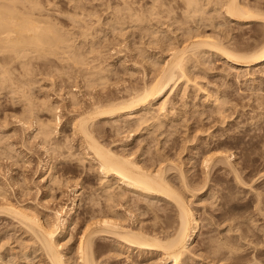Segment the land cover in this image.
<instances>
[{"label": "rangeland", "instance_id": "rangeland-1", "mask_svg": "<svg viewBox=\"0 0 264 264\" xmlns=\"http://www.w3.org/2000/svg\"><path fill=\"white\" fill-rule=\"evenodd\" d=\"M20 1L26 3L25 5L23 3V5L27 6L28 9H25L26 7L24 9L35 13V15L37 16V17L35 16L36 18H40V19L43 18L41 20H45V21L47 20V23L48 22H50V24L52 23V26L53 27L55 26L56 29L60 31L62 35L66 34L67 35V36L65 35V37H67L66 39L68 40L70 39L69 41L73 43V44H69V41L66 40L68 41L67 44L70 45L73 48V50L75 49L74 51L76 52L78 51L77 54H79L83 48H84L82 50L83 52L89 50V53L84 52V55L82 56V59L84 61L83 57H85L86 54H88L89 56L87 55L86 57L89 60L85 57V60L87 59L88 61L82 62L81 67H79L80 64H78L79 66L78 65L75 66L76 64L73 62V64H75L73 65L71 59L70 61H67L70 56L68 55V53L64 54V55L67 54L68 57L67 59V57L64 56L62 53L60 55H57L59 56L58 58L57 56L56 57L52 55L50 56V54L42 58L39 56L40 57L39 58L37 57L38 54L36 52H35L36 54L32 52V55L34 54V56H32L31 54L29 56V60H31L30 61L31 63L29 62L30 65L28 63H25V65L28 64V66L23 67L24 66L23 63L20 66L21 63L18 62L17 60L11 61L10 56H12V54L8 55L6 53L7 54L6 56L0 54V56L2 57L4 56L3 58L0 57V59H5L2 61L0 60V62L2 63L4 69L5 68L8 69L7 70L9 71L8 78H10V80L12 79L10 82L9 79L3 77V80L5 81L8 80L6 83H4V81L1 80L2 76H4L3 74L1 75V73L3 72H0L1 75L0 77V89H1L0 90V143H1L0 144V187L4 188L3 190H6L5 193L12 202L17 204L20 203V205L29 208L31 212L34 211L35 214L38 213L37 215H39V218H41L42 221L45 220L46 222L47 219L45 218L50 217L48 218V221L49 222L52 221L50 223L55 224L54 221L55 214L53 215V213L56 212L57 210L58 211L60 210L61 212L60 214L63 215V216L61 215L62 218H68V220L74 222V224L70 225L68 229L69 232H67L66 234H61V237L59 236V240L61 241L62 249L65 247L63 249V254L66 256V260L70 261V262L67 261L68 262L67 264H76L75 263L77 262L76 256L75 254H73L75 253L73 250H75L77 246V242H76L78 241L77 230H80L81 228H82L81 230H83V228L86 227L85 222L89 221L91 218L92 219L90 221V225H94L95 223L99 222V217H101L102 212L106 211L109 208L107 207L108 202L106 203L105 199L103 198L106 197L103 191L101 189H99V191L97 190L98 188H100L99 185H101L99 184L101 182V180H99L101 176L98 173L96 174V172L93 169H90L89 166H91V164L89 162L86 163L87 162L86 160L79 161V159L83 160L84 154L86 152L85 151L86 145H83L84 142L82 141L81 136H78L79 134L73 132L72 124L80 117L86 116L85 115L86 112L88 113V111L91 110L90 114L93 113L94 112L93 110L95 109L93 108V106L95 104L96 107L99 105L98 106L99 109L101 108L105 109V106L108 103L114 104L116 101L119 100L120 102H122L123 100L125 101L127 98H129V100L130 98L132 99L134 97L133 95H135L136 89H137L136 93L142 91V88L144 87V82L146 81L145 84L148 83L150 84V81L152 82V79L154 78L153 76L157 72L156 69L159 70L160 67L158 66L160 65H158L156 69L151 70L148 69L150 68L151 64L148 65L146 63L147 66H145L146 64L144 65L143 64L144 61H142L141 59L146 58V56L149 55L150 56L152 55L153 59L155 55L156 58V54L159 52L158 51L159 47L158 45H156V47L158 48H155V43L162 40L159 38H163L166 41V38L168 39V34L169 36L173 35L172 37H175V35L184 36V33L189 32L190 25L193 26V24L192 22L186 23L187 21L182 20L185 21V23H183L184 25H180L182 23L181 21L180 22L178 21L176 22L178 25L174 24L175 26H173V24L171 23L172 18L171 19L169 18L168 21L167 18L168 15H170L171 12H173L172 10H174L173 8L171 10L170 7H168L170 5V2L172 1L171 4L173 5L175 4L173 7H175L176 9L178 7V9L182 11L180 5H182L184 0L182 1L163 0L164 2H162V0H160V2L156 1L157 3L160 4L161 2L165 3V6L163 7L164 9L163 8L162 10L160 9V11H163L162 17L164 18V20L162 18L161 20L162 22L165 21L164 22L165 24L163 26L161 20L160 22H158V24L152 23V25H154L155 31H153V27H152L150 30V34L148 33L146 34L145 30H144L145 33L142 31L144 25H142V23L140 25L139 23L141 22L140 20L142 19V17L140 16L141 19L137 18L136 20L137 17L136 15H138L137 13L141 11L139 10L140 8L142 9V16H143L144 15L143 8L145 9V11H148L147 9L150 8L148 5L149 4L152 5L151 3H153L155 0L154 1L152 0L153 2L151 0H81V1L79 0V2L81 3H78V0H72V2L71 0H20ZM148 1L149 3L145 5ZM174 1L175 3H173ZM176 1L179 6L176 4ZM247 1H250V3L252 4L263 3L264 5V0H247ZM31 3L33 5L35 3L37 9L34 6L33 10L32 7L29 10V6L32 5ZM138 5L141 6L139 7ZM80 6L83 8H81ZM128 6L129 7L131 6L130 7L131 11L133 9L134 12L133 11L127 12ZM77 7L78 8L80 7L81 9L79 8V10H76ZM136 8H138L139 11L136 10ZM22 9L23 8H21L20 12L23 13L25 10L23 9L24 10L23 11ZM169 9L171 10V12ZM178 9L177 11L175 10V13L173 12L170 15V17L172 16V17L181 18V11ZM81 10L84 13L81 12ZM123 10H125V13L123 12ZM168 10L170 14L167 15L166 13H168ZM127 13L128 15L130 13V15L124 16V14ZM148 13L149 11L146 14ZM176 13L178 14L177 16H175ZM179 13H180V17H179ZM132 14L136 17H133ZM120 15H123L122 16L123 20L121 19L122 21L121 23L120 21L116 22L117 21L116 18L118 17L122 18ZM164 16L167 18L168 22L165 20ZM133 18L135 19V23H133L134 21ZM219 19L220 18H218V21L220 23L219 25H221V23L224 24L223 26L221 25L220 28L218 25L219 29L217 27L211 28L209 26L211 29L207 27L206 29L204 28L203 30L205 33H207L206 35L210 33L209 34L210 36L213 35L215 32L217 33L218 31H220L218 32V38L221 39L222 36V39L224 41L225 38L226 39L229 38L228 41L232 40L231 41L232 45L233 43L235 44L233 45L234 49L237 48L235 49L237 50L236 53L238 54L255 53L264 44V34H262L261 31L262 24L255 23L252 24L254 25L252 27L250 26L251 24L238 25L235 22H231L226 25L225 23L227 22L225 20H222V18L220 20ZM152 21L157 22L155 17L153 18V16H152ZM82 22L86 24L85 27L84 24H82ZM129 22L133 23L134 25L130 24ZM169 22L171 23L172 26L169 24ZM116 23L118 24L116 25ZM159 23L162 25H160ZM167 24L171 26L170 28L171 30L176 29L174 34L169 29L168 27L169 25ZM186 24L189 25L187 26ZM121 26L123 29H125L123 32L121 30L122 29ZM129 26L130 27L133 26V27L130 28ZM135 26L137 27L135 28ZM166 26L167 29L166 28L164 29V27ZM178 26L179 27L182 26L183 28L181 29L180 27L179 28L180 30L177 31L178 28L176 27ZM186 26L187 29L189 30L186 29ZM118 27L120 28V30H118ZM80 28L81 31L79 30ZM158 29L159 30L161 29L162 31L161 30L158 31ZM212 29H214L215 31ZM220 29L223 31H221ZM140 30L143 33L140 32ZM152 31L155 33V35L154 33L153 35L157 38L156 40H154L155 39L154 38L153 42L151 40L152 38L150 39V36L151 37L153 36ZM156 31L158 33L160 32V35L162 37L160 35L159 36L157 35L159 37L158 38L156 36L157 34ZM165 31H166V35H164ZM169 31H171L172 35H170L171 33ZM216 33L214 34L215 36L214 35L213 36L217 38ZM90 35L92 36L91 38ZM144 35L146 36L144 37ZM147 35H149L151 48H149V45L148 47L146 45V42L148 41V38H146ZM142 36L145 39L142 38ZM142 41H146L145 43L143 42L144 45L142 44ZM93 44L94 47L95 45L96 47H98V48L96 47L94 48L96 51L94 49L92 50ZM134 45H136V47H134ZM142 47H144L145 50ZM138 48L139 50L142 49V51L141 50L140 51L144 53V55L145 52L148 51L149 53L146 52L148 53V55H145L144 57V55H142L140 51L137 52L136 49ZM94 53L97 54L95 55ZM209 53L213 56H211ZM139 55L143 57L142 58L138 57ZM133 56L135 57L137 56L136 58L138 59H136ZM206 56L208 57L204 56L202 57V59L201 58L199 59L201 62L204 61V63L202 64L203 67L195 63L197 66L198 65L200 66V67L198 66L199 69L194 64L193 66H195V68L197 67L195 70L196 72L193 70L195 69L193 67L191 68V73L189 74H191L190 76L193 79V81L194 82L196 81L195 83H198L199 81L202 82V83L199 82L198 84H200L201 86L203 85L205 86L204 88L207 89L206 93L208 92L212 95L211 98L212 101L206 102L208 104L207 105L206 103H204L205 101H207L206 97H204L203 95H200L199 97L197 96L195 97L194 93H192L194 100L191 99L193 103L191 102V104L187 106L188 109L186 107H185L186 109L184 107L182 109V102L181 101H180L181 103L178 102L179 110H183V112L185 111L184 113L188 114V113H192V111L195 112L198 110V112H196L198 115L194 113L193 116L195 117L190 121H188V123L179 122L180 124L174 125L173 128L170 127L169 123H166V125H164L162 129L163 131H165L163 135H159L160 131L162 130L158 132L155 131L153 135H152L153 132L151 133L148 132L143 134V131L142 129H140L139 126H134L137 123L136 122L134 123L132 121V118H128L127 116L122 115L121 117L117 116V118L114 117L111 119L110 118H107L105 120L102 119L98 121L99 123L97 122V124H92L91 129L93 131L94 128L93 133L96 137L94 138L97 139L98 142L101 143V145H104L105 148L108 147L111 150H113V152L114 151L118 152L117 154L120 153L123 154L122 152H125V154L127 153L126 155L132 156V159H135L138 162L140 161L139 162L140 165L143 164L145 166V164H147L149 166L151 162L153 163V161H156L158 162L157 164H159L162 167L161 163L163 162L162 168H164L165 166L166 170H168L167 173L165 171L166 177L168 176V179L172 181L170 182L169 180L170 183H174L173 185L179 191V192L177 191L178 194H180V192L182 193L180 194V196L184 197L183 199H185V202L193 210V212L195 213V217L198 221L197 236L192 241L189 254L187 253L186 255L187 257H185L186 260L184 259L182 264H193L192 263L193 260L195 264H264V74L261 73L262 74L261 76V74H259L260 72L258 68L248 69L249 71L248 74L250 75H247L246 72L248 71H246V69L245 70L243 69L244 72L242 73H241L242 69L236 71V72L240 71L239 73H236L233 69H231L233 71L230 70V66L226 64L224 59L219 58L215 54H212V52H208ZM94 57L95 59H93ZM132 57L134 58V60L132 59ZM62 58H64V61H62L63 60ZM139 59L143 62V63L141 62V65L140 62L137 63L138 61H140ZM93 60H95L96 63ZM10 61L12 64L10 63ZM90 61H92L93 63L92 62L89 63ZM134 61L135 62L137 61L136 62L137 64L134 63ZM6 63H9V65ZM83 64L84 65L87 64V65L82 66ZM2 66L0 64L1 70L3 68ZM95 66L97 68L99 66L98 69H101L103 73H101L98 69L97 70L99 71V74L96 75V73L95 74L94 72L92 73V71L95 70ZM4 69L2 71H4ZM26 69H28V71ZM106 70L108 71L111 70V71L108 72ZM153 71H155L154 74ZM192 71H194L195 74L192 73ZM201 71H203V74L201 73ZM146 72L147 74L144 75V73ZM197 73L199 74L201 73V76L198 74L199 75L198 78H196ZM244 73L246 74L244 75ZM102 74L107 76L106 79L104 80L105 82L103 81L105 84L103 82L101 84L100 83L98 84V82L100 80H103L104 79L103 77H105V76L101 77L100 75ZM237 74H239V76ZM89 75H93V77L95 76L94 78L92 76L89 77L90 80L93 78L90 81V83L94 80L95 82L96 81L98 82L96 83L92 82L91 86H89L88 85L90 84L88 80L89 78L87 77ZM143 75L145 77L147 75L148 76L144 78ZM194 75L196 77L193 78L192 76ZM99 78L101 79L98 80ZM195 79H197L198 81ZM26 82H29L30 84ZM8 84L9 86H7ZM181 86L182 87L180 89L177 87L174 89L175 90L174 92L179 90L178 91L179 93L176 92V94L178 93L176 97V99L178 100H181L182 94L180 95V93H182L181 89H183L185 84L184 85L182 84ZM12 87L14 89H12ZM23 89H26L28 93ZM189 89L191 88L189 87ZM16 90L17 91L20 90L21 92H24L26 95L28 94L27 100L25 102L23 101L25 100V98L22 99L24 93L18 91L19 92L18 95ZM9 91L10 92L13 91V92L10 93ZM29 91H31V95ZM130 94L132 96H130ZM29 95L31 96V98L29 97ZM72 95H75V97L77 98V103L78 101H80L79 102L80 104L78 103L77 106L72 107L70 105V103L72 104V100L70 99H72V97L75 99V97ZM172 96L174 95L171 94L170 97ZM28 98L32 100V102L30 103H33L34 105L35 104L38 105V107L37 105L36 107L34 106V110L35 112L38 111L37 116H39L40 121L43 120L44 122H47L49 120H52L53 116L55 118L54 124H55V129L57 128L55 130L56 132L54 131L55 134L54 135L52 134V136L50 137L52 139L51 140L48 139V142H46V145L44 146L41 136L40 137L36 136L38 133L37 128L39 126L37 125L39 120L37 117L34 116L37 119H35L34 117L30 119L32 125L30 123L28 124L26 123L27 126L26 124L24 126H22V124L20 125L21 123L20 120L28 116V112L25 111L28 110V108L23 107V104L25 106L27 101L28 102L31 101ZM216 98L218 99L217 101L218 104H215L214 102ZM178 100H176V102ZM199 100L203 101V103ZM42 102L43 104L44 103L48 104V107L49 106L53 107L54 105L56 107V110L53 109L54 114L53 113L50 114L51 112L46 110V108H48L47 105L46 106L42 105L43 107L44 106L46 107L44 110V108L41 106ZM211 104H213L212 105L213 107H211ZM102 105L103 107H101ZM171 105L172 104L168 105L169 109L170 107H172ZM200 106L202 107V109ZM39 107L40 108L42 107L41 109H43V111ZM206 107L207 108L210 107V108L207 109ZM57 108L59 109L57 110ZM191 108L192 109L194 108V110H192ZM176 109L178 111L177 105L175 106V111ZM40 111L42 113L39 114ZM44 111L47 112L49 115L46 114ZM200 111L201 112L205 111V112L201 114L199 113ZM22 112L24 114H22ZM136 114L139 115L140 111H136L135 113H133V116H137ZM87 115H89V113ZM123 116L124 118H122ZM19 117H21V119ZM126 117L129 120L126 119L128 122L125 121L124 123L123 120H125ZM118 118H119L118 123L113 122L115 124L117 123L116 125L111 123L112 121H117L116 119ZM57 119H59L58 123H56ZM133 120L135 121V119ZM35 121L37 122V124ZM109 121L110 123H108ZM202 122L206 124L207 127L206 126L202 127L201 126ZM111 124L114 126H112ZM130 124H132L134 128L136 127V129L135 130L132 129L131 128L132 126L130 127ZM185 124H188V127L190 128H186ZM167 129H169V131H171L172 134L169 135ZM129 133H131V135ZM210 135L215 137L218 136L217 137L218 141L220 139L226 141L222 144L221 148L219 149V152L225 151L224 152L225 155L227 153L228 156H231L230 157L231 159H229L230 163L229 162H224V163H229V165L231 164L233 166L231 165L228 166L227 164L225 165L222 162L220 164L219 163L218 164L213 163V165L211 164L213 167L210 165L211 167H209V170H207V168H204L205 165L204 163H202L203 162L202 158L206 154H208L206 153L208 149L207 147L213 146L216 143L215 140H212L215 139V137L210 139ZM156 137L158 139H161L162 141L161 144L157 143V141L155 140ZM166 139L168 140L167 142H165ZM65 144L66 145L69 144V145L66 146ZM8 149L11 152H9ZM55 151H57V153ZM214 152L212 150L211 154ZM70 154L71 155L74 154V156L73 155L71 156ZM61 155L63 156L61 157ZM83 162L84 164H82ZM86 168L88 170L90 169L91 171L89 170L88 172ZM50 171H52L53 173ZM49 173L50 175L55 174L57 178H59L58 176H61L60 177L61 180L62 177L64 179L62 181L64 184L63 186L65 187L62 186L63 189L61 188L62 190V191L60 190L61 193L60 191H55L53 193L54 198H57L56 200L58 204L61 206V208H59L60 206H56L55 203L52 204V201H49L50 198L46 197L47 188L45 187L48 184L46 181L50 180ZM181 173H183L184 175L185 179L183 180L184 181L186 180L185 184H188V188L185 186V184L181 179L183 178L182 177L183 175L181 176ZM46 177L47 179H45ZM23 180L26 181L27 184ZM65 182H68V184ZM77 185L78 186L80 185V187H82L81 189L83 190L77 189L79 188ZM76 189L79 192L84 191L81 192L82 195H80V197L79 196L76 197L77 196ZM116 191L117 190H114V192ZM122 193L123 194L125 193L126 196L124 195L125 196L124 197ZM122 193H121L122 196L120 195L122 198L118 196L120 199L116 197L115 198L116 200L113 199L111 202H109V204L111 203L110 205L112 207L106 211L105 213L106 215L103 212L105 216H107L108 218L109 217L113 218V220H116L118 216H122L123 218L121 217L119 219L118 217L117 221L120 223L124 222V224L122 225L124 228L127 227V229L129 228L132 229L133 227V230L139 228V230L137 231H140L143 234L146 233L145 234L146 236L147 234H149L150 235V236L148 235L149 237L156 236L154 238L158 237V239L162 241L169 240L170 236H172L173 233L175 235L176 233L175 231H177L178 228L180 227L179 226L180 221L178 216L179 211H177V207L175 206V204H173L174 202L172 201L168 202V200L163 199L161 197L158 198L148 197L130 191L125 192V190ZM101 194L103 197L101 196ZM115 194H119V192L118 193L116 192ZM94 203L95 205H93ZM113 203L115 204L113 205ZM117 203L120 204L118 205ZM71 206L73 207V209ZM113 206H115V208ZM92 207L95 208L93 209ZM103 207H106L107 209L104 208L103 210L102 209ZM33 208L35 210H33ZM112 208H114V211H112L113 210ZM98 209L99 211L100 209L103 211L99 212ZM0 210H2L1 207ZM94 211H97L96 213L98 214L99 217ZM6 212L7 211L4 210L3 213H0V258L1 260H3V262L1 261V264L3 263L4 264H48L46 257L43 255L41 256L42 252L40 253L41 249H39L40 248L39 243H37L36 242L37 240L33 238L34 237L33 234L30 235L31 232H29L28 228L26 230L25 224L23 222H20L23 223L22 224L23 226H25L23 227L18 222L19 219L18 220H16L17 218L14 219V217L10 214L12 216L11 218V216L8 215V212L7 213ZM95 215L98 217V220L95 219L96 217ZM105 216L102 215L100 220H103L102 218H104ZM93 217L95 219L94 220L95 223H92ZM107 217H105V219H108ZM75 219L78 222H76ZM122 219L123 221H119ZM82 224H84L85 226ZM87 225H89V223H87ZM31 236H33L32 238L34 239V241L33 239H31ZM114 239L115 238L113 239L102 238L101 241L99 240L98 243L100 244L99 245L97 244V250L99 249L98 251L100 254L98 253L97 255L98 257L96 258V264H172L166 261H164L166 262L164 263L162 261V258H160L162 255L160 253H156L157 255L154 253V255H152L151 253L148 254L149 252L147 251H141L139 249H134L132 247H130L131 248L130 249L127 245L121 242L122 240L120 241V239H116V240ZM66 243L67 245L64 246ZM121 247L123 248L121 249ZM127 248L130 250H128ZM37 250H39V252H37Z\"/></svg>", "mask_w": 264, "mask_h": 264}, {"label": "bare ground", "instance_id": "bare-ground-1", "mask_svg": "<svg viewBox=\"0 0 264 264\" xmlns=\"http://www.w3.org/2000/svg\"><path fill=\"white\" fill-rule=\"evenodd\" d=\"M81 1V0H80ZM152 1V0H151ZM150 1V3H151ZM154 1V0H153ZM152 1V2H153ZM160 2V0H155L153 3H151L152 5H148L150 8H148L147 10L149 11L148 14H146L148 11H145V9L143 8V16H142V9L139 8V11L138 8H136V10H138L137 14L139 15H136L134 16L133 14V17H136V20L137 18L138 19H142L140 20L142 25L141 27L142 28V31L144 32V30L146 31V34H150V30L151 28L153 27V31H155L154 29V25H152V23H157L160 22L161 18L164 20V18L162 17L163 15V11H160V9L162 10V8L165 6V3H162L164 2L162 0L161 4L160 3H157V2ZM171 1V0H170ZM169 1V2H170ZM182 1V0H181ZM39 2V1H38ZM72 2V0H71ZM252 2V1H251ZM24 2H21L20 0H0V54L2 55H11L10 58H11V61L12 60H17L18 62H20V66L22 65V63L24 64L23 67L25 66H28L29 62L31 60H29V56L30 54L32 55V52H34V54H38L37 57H45L47 56L48 54H50V56H54L56 57L57 55H60L61 53L64 55L65 53H68L69 56V59L67 57V54L64 55L67 57V61H72V64L73 62L76 64H73L75 66H77L78 64H80L79 67H81V64L82 62L84 61H88L89 59L86 57L88 54H86V59L85 60V57L84 58V61L82 59V56L84 55V52H87L89 53V50L87 51H80L79 54L78 51H74L73 48L67 44V42L70 40L66 39L67 37H65V35H62L60 33V31H58L56 29V27L52 26V23L50 24V22L47 23V20H41L43 18H36L37 16L35 15V13H33L32 11H28V10H25V9H28L27 6H24L26 3ZM29 3V2H28ZM27 3V4H28ZM70 3V2H69ZM74 3V2H73ZM78 3H81L79 2L78 0ZM139 3V2H138ZM149 3V1L145 4L147 5ZM172 1L170 2V5L172 6H168L170 7V9L172 10V8L174 10H172L174 13H175V10L177 11V9L175 7H173L174 5L171 4ZM175 3V1L173 2ZM179 3V2H178ZM182 3V2H181ZM32 4V3H31ZM30 4V5H31ZM75 4V3H74ZM77 4V3H76ZM127 4V3H126ZM125 4V5H126ZM131 4V3H130ZM169 4V3H168ZM176 4H177V1H176ZM78 5V4H77ZM86 5V4H85ZM129 5V4H128ZM178 5V4H177ZM35 6V3L34 5L32 4L31 6H29V10L31 9L32 7V10H33V7ZM39 6V5H38ZM139 7L141 5H138ZM144 6V5H143ZM142 6V7H143ZM179 6V5H178ZM26 7V8H25ZM36 7V6H35ZM81 7V6H80ZM79 7V8H80ZM96 7V6H95ZM125 7V6H124ZM129 7V6H128ZM128 7H127V12L128 11H131V6L129 7V10H128ZM134 7V6H133ZM182 11H181V18H178V17H170V15L173 13L169 12L168 10V13H166L168 15V21H169V18L171 19V23L173 24V26L175 25H178L176 22H180L182 24L180 25H184L183 23H185V21H187L186 23L188 22H192L193 26L190 25V31L189 32H186L184 33V36H176L175 37H172V33L174 34L175 30H171V23L169 22V29L172 31H169L172 35V36H169V32L167 33L168 34V39L166 38V41L163 39V38H159L158 36L160 35V32L158 33L156 31V36L159 38V39H162V40H157L159 42H156L155 43V48H158L159 52L156 54V58H155V55H154V59L152 58L153 56L149 55V56H146V58H143L141 59L143 56H140L141 54L144 55V53H142V49L137 50V52L140 51V55L138 57H141L140 59L142 61H144V63L140 60V61H136L137 63L140 62V65H141V62L145 65L146 63L150 65V68L148 69H156L158 65V67H160L159 70L156 69V73L155 71H153V74L155 73V75L153 76L154 78L152 79V82L150 81V84H145L144 82V87L142 88V91H139L138 93L137 92V89L135 90V95H133L134 97L130 100L129 98H127L125 101L123 100L122 102L119 101H116L114 104H106L105 106V109H102L101 107H103V105L100 107L101 109L98 108V106L96 107L95 105L93 106V108H95L93 111V113L90 114V111H88L89 115H87L88 113L86 112L85 115L86 116H82V117H77L79 119L75 120L72 124V130L74 133L76 134H79L78 136H81V139L82 141L84 142L81 143L83 145H86L85 147V154L84 153H81V154H84V157H83V160H80L79 161H87L86 163H90L91 166L90 169H93L96 174L98 173L101 178L99 180H101V182L99 184L100 188H98L97 190L99 191V189H101L104 193V195L107 197V200H106V197H103L102 194L101 196L105 199L107 207L110 209L112 206L109 204V202H111L113 199H115L116 197L120 196L121 193L125 190L126 191H130V192H134V193H138L139 195H144V196H148V197H161L163 199H166L168 200V202L172 201L174 202L173 204H175V206L177 207V211H179V228L177 231H175V235L173 233L172 236H170V239L169 240H160L157 238H154V237H149L150 235L147 234V236L145 234H143L142 232L140 231H137L139 230L138 229H135L133 230V227L132 229H127L124 228L122 225L124 224L123 223H120L117 221L118 217L119 219L122 217V216H118L116 218V220H113V218H108L107 216H105L106 214V211L109 210L107 209L106 207H103L102 209L104 210V208H106L107 210L106 211H103L100 209H98L99 212H102L101 214V217L102 215L107 217L108 219H105L102 218L103 220H100L101 217L98 216V214L96 213L97 211H94L97 216L99 217V222L95 223V219L98 220V217L94 219L93 217V222L92 223H95L94 225H90V221H87L85 222L86 223V227L83 228V230H77V236H78V241L77 242V246H76V249L73 250L75 253V256H76V261L74 260V262L76 264H96V258L98 257V253H99V249L97 250V244L99 245L100 243L99 240L101 241L102 238H115L114 240L116 239H120V241L122 243H124L125 245H127L129 248L132 247L134 249H139L141 251H147L149 252L148 254H152L154 255V253H160L162 254L160 258H162V261H166V262H170L172 264H182L185 257H187V253L189 254V250H190V246L192 244V241L194 240V238L197 236V233H198V221L195 217V213L193 212V210L189 207V205L185 202V199H183L184 197H181L180 194H182L180 192V194H178V190L177 188H175V186L173 185L174 183H170L172 182L170 179H168V176L166 177L165 175V171L167 173L168 170H166V167L164 166L163 167V162L161 163L162 164V167L157 164L158 162L156 161H153V163L151 162V164L148 166L147 164H145V166L142 164L140 165V161H136L135 159H132V156L130 155H126L125 152H122L123 154H117L118 152H113V150H111L110 148H105L104 145H101V143L98 142L97 139H95V135L93 133L94 131V128H93V131H92V124H97L98 121L102 120V119H107V118H114L117 116H127L128 118H132V121L135 123H137L136 125L134 126H139L140 129H142L143 131V134L145 133H148V132H153L152 135L160 130L163 129V126L166 125V123H169L170 127L173 128L174 125L176 124H180L179 122H185V123H188V121H190L191 119H193L195 116L194 113L198 112L197 111H192V113H184L183 110H179V105H178V102H182V109L183 107L187 108V106H189L191 104V102L193 103V101H191V99H193V94L194 93V96L196 97H199L200 95H203L204 97H206V100L204 103L206 102H209V101H212L211 98H212V95L210 93H206V90L203 86H201L200 84H198L199 82L202 83L201 81H199L198 83H195L193 81V79L191 78V68H195V66H193L195 63L199 64L200 66L203 67V62H201L199 59L202 57H208L206 56V54L208 52H212V54H215L216 56H218L219 58H222L224 59V61L226 62V64H228V66H230V70L233 69L235 72L242 69L241 73L244 72L243 69L246 71H248V69H251V68H258L259 69V74H264V44L262 45V47H260V49H258L255 53H251V54H238L236 53L237 48L234 49L233 45H235L233 43H231L232 40H229L225 38V41L222 39V36H221V39L218 38V31L216 34H217V38L214 37L215 33L213 35H206L207 33L204 32V28L206 29L207 27L208 28H212V27H217L218 28V25L220 24L219 21H218V18H222V20H225L227 23H225L226 25L231 23V22H235L236 24L238 25H250V26H254L252 24H255V23H259V24H262V28H261V31H262V34H264V5L263 3L261 4H252L250 3V1H247V0H184V2L182 3V5H180ZM179 7V8H180ZM21 8H25L23 11L26 12V13H22L20 12L21 11ZM79 8L77 7L76 10H79ZM83 8V7H81ZM80 8V9H81ZM126 8V7H125ZM135 8V7H134ZM35 9V8H34ZM37 9V7H36ZM151 9V10H150ZM164 9V8H163ZM40 10V9H39ZM44 10V9H43ZM121 10V9H120ZM37 11V10H36ZM90 11V10H89ZM133 11V9H132ZM131 11V12H132ZM81 12H83L81 10ZM119 12V11H118ZM123 12L125 13V10H123ZM130 12V13H131ZM134 12V11H133ZM136 12V11H135ZM140 12H141V15H140ZM179 12V11H178ZM84 13V12H83ZM88 13V12H86ZM129 13V15H130ZM76 14V13H74ZM79 14V13H78ZM118 14V13H116ZM123 14V13H121ZM147 16H146V15ZM40 15V14H39ZM83 15V14H82ZM91 15V14H90ZM128 15L127 14H124V16ZM131 15V16H132ZM165 15V16H167ZM178 14L176 13L175 16H177ZM36 16V17H35ZM121 17L123 15H120ZM126 16V17H127ZM141 16V17H140ZM152 16L153 18L155 17L156 21L157 22H153L152 21ZM164 16V17H165ZM174 16V15H173ZM72 17V16H71ZM95 17V16H94ZM99 17V16H98ZM179 17H180V13H179ZM81 18V17H80ZM92 18H93V15H92ZM96 18V17H95ZM119 18V17H118ZM116 18L117 21H120V23L122 22L121 19L123 20V17L122 18ZM128 18H131V17H128ZM167 18L165 17V20L167 21ZM85 19V18H84ZM83 19V20H84ZM126 19V18H124ZM219 19V20H220ZM49 20V19H48ZM80 20V19H79ZM82 20V19H81ZM93 20V19H92ZM132 20V19H131ZM134 20V21H133ZM133 23H135V19L133 18ZM182 20H185V21H182ZM221 20V21H222ZM125 21V20H124ZM130 21V20H128ZM167 21V22H168ZM218 21V22H217ZM220 21V22H221ZM224 21V22H225ZM81 22V21H80ZM85 22V21H84ZM137 22V21H136ZM165 22V21H164ZM164 22H162L161 20V23L163 24L164 26ZM223 22V21H222ZM95 23V22H94ZM119 23V24H120ZM130 24H133L131 22H129ZM78 24V23H77ZM82 24H84L82 22ZM99 24V23H98ZM108 24V23H107ZM118 23H116L117 25ZM124 24V23H123ZM160 24V23H159ZM160 24V25H162ZM175 24V25H174ZM191 24V23H190ZM56 25V24H55ZM121 25V24H120ZM125 25V24H124ZM134 25V24H133ZM137 25V23H136ZM187 26L189 24H186ZM221 25L223 26L224 24L221 23ZM219 25V28L220 26ZM86 26V24H84V27ZM131 26V25H130ZM129 26V27H130ZM187 26H186V29H187ZM210 26V27H209ZM114 27V26H113ZM128 27V25H127ZM133 27V26H132ZM130 27V28H132ZM137 26H135L136 28ZM140 27V26H139ZM181 29L183 28L182 26H180ZM179 26L176 27L178 28V30H180ZM194 27V28H193ZM261 27V26H260ZM88 28V27H87ZM93 28V27H92ZM95 28V27H94ZM115 28V27H114ZM122 28V26H121ZM126 28V27H125ZM163 28V27H162ZM167 29V26L164 27V29ZM173 28V27H172ZM175 28V27H174ZM189 28V27H188ZM210 28V29H211ZM216 28V29H217ZM218 28V29H219ZM249 28V26H248ZM96 29V28H95ZM111 29V28H110ZM128 29V28H127ZM224 29V28H222ZM226 29V28H225ZM81 31V28L79 29ZM117 30V29H116ZM118 30H120V28L118 27ZM122 32L125 30V29H121ZM161 30V29H160ZM158 29V31H160ZM189 30V29H187ZM214 30V29H212ZM221 30V29H220ZM83 31V30H82ZM95 31V30H94ZM129 31V30H128ZM140 30V32H142ZM148 31V32H147ZM152 31V35H153V32ZM162 31V30H161ZM168 31V30H167ZM183 31V30H182ZM186 31V30H184ZM206 31V30H205ZM211 31V30H210ZM215 31V30H214ZM223 31V30H221ZM225 31V30H224ZM227 31V30H226ZM115 32V30H114ZM142 32V33H143ZM230 32V31H229ZM145 33V32H144ZM166 35V31L164 32ZM227 33V32H226ZM87 34V33H86ZM116 34V33H115ZM162 34V33H161ZM176 34V33H175ZM179 34H182V33H179ZM225 34V33H224ZM261 34V35H262ZM84 35V34H83ZM124 35V34H123ZM136 35V34H135ZM155 35V33H154ZM153 35V36H154ZM163 35V34H162ZM65 38H64V37ZM67 36V35H66ZM119 36V35H118ZM122 36V35H121ZM146 35H144L145 37ZM151 37L150 36V39L152 40L153 42V39L156 40L157 38L154 36V37ZM161 36V35H160ZM181 36V37H180ZM213 36V37H212ZM232 36V35H231ZM69 37V36H68ZM85 37V36H84ZM92 36L90 35V38ZM142 36V38H144ZM162 37V36H161ZM225 37V36H224ZM228 37V36H227ZM230 37V36H229ZM128 38V36H127ZM140 38V37H139ZM148 38V41L150 40L149 39V35H147ZM165 38V36H164ZM83 39V38H82ZM87 39V37H86ZM145 39V38H144ZM232 39V38H231ZM68 40V41H66ZM141 40V39H140ZM143 40V39H142ZM87 41V40H86ZM85 41V42H86ZM148 41H142V44L144 45V43L146 42V45L148 47L149 45V48L150 47V41L148 43ZM84 42V43H85ZM144 42V43H143ZM235 42V41H234ZM87 43V42H86ZM129 43V42H128ZM69 44H73L69 41ZM91 44V43H90ZM153 44V43H152ZM75 45V44H74ZM138 45V44H137ZM140 45V44H139ZM154 45V44H153ZM156 45H158V47H156ZM90 47V45H89ZM92 50L96 47H94V44L92 45ZM134 47H136V45H134ZM76 48V46H75ZM78 48V47H77ZM98 48V47H96ZM131 48V47H130ZM144 48V47H142ZM155 48H152V49H155ZM129 49V48H128ZM91 50V49H90ZM95 50V49H94ZM134 50V49H133ZM145 50V48H144ZM74 51V52H73ZM96 51V50H95ZM135 51V50H134ZM133 51V52H134ZM153 51V50H152ZM156 51V50H155ZM36 52V53H35ZM94 52V51H93ZM98 52V51H97ZM136 52V53H137ZM145 52V51H144ZM148 52V51H146ZM145 52V55H148V53ZM207 52V53H206ZM239 52V51H238ZM5 53V54H4ZM7 53V54H6ZM34 54L32 56H34ZM81 54V55H80ZM95 55L97 53H94ZM93 54V55H94ZM210 54V53H209ZM92 55V56H93ZM94 55V56H95ZM100 55V54H99ZM137 55V54H135ZM144 55V57H145ZM159 55V56H157ZM211 55V54H210ZM31 56V57H32ZM62 56V55H61ZM89 56V55H88ZM213 56V55H211ZM2 57V56H0ZM4 57V56H3ZM2 57V58H3ZM9 57V56H8ZM7 57V58H8ZM39 57V58H40ZM49 57V56H48ZM47 57V58H48ZM59 56H57L58 58ZM91 57V56H90ZM135 57V56H133ZM132 57V59L134 60V58ZM137 57V56H136ZM135 57V58H136ZM6 58V59H7ZM9 58V59H10ZM33 58V57H32ZM36 58V57H35ZM65 58V57H64ZM64 58H62L64 61ZM211 58V57H209ZM31 59V58H30ZM55 59V58H54ZM92 59V58H91ZM95 59V57L93 58ZM138 59V58H136ZM135 59V60H136ZM204 59V58H203ZM208 59V58H207ZM1 61L2 60H5V59H0ZM29 60V61H28ZM46 60V58H45ZM50 60V59H49ZM66 60V59H65ZM132 60V61H133ZM10 61V63H11ZM95 61V60H93ZM98 61V60H97ZM206 61V60H205ZM210 61V60H209ZM37 62V61H36ZM57 62V61H56ZM92 61H90L89 63H91ZM134 61V63H136ZM208 62V61H207ZM25 63H28L25 65ZM31 63V62H30ZM48 63V62H46ZM86 63V62H85ZM93 63V62H92ZM96 63V61H95ZM136 63V64H137ZM206 63V62H205ZM211 63V62H209ZM1 66H2V63L0 62ZM9 65V63H6ZM12 64V63H11ZM147 64L145 66H147ZM191 64V66H190ZM19 65V64H18ZM30 65V64H29ZM87 65V64H86ZM86 65H82V66H86ZM154 65V66H153ZM156 65V66H155ZM196 65V64H195ZM198 65V66H199ZM208 65V64H207ZM15 66V65H14ZM100 66V64H99ZM98 66V68H99ZM190 66V67H188ZM197 66V65H196ZM197 66V67H198ZM199 66V67H200ZM3 67V66H2ZM30 67V66H29ZM142 67V66H141ZM155 67V68H153ZM196 67V68H197ZM198 67V69H199ZM18 68V67H17ZM32 68V67H31ZM93 68V66H92ZM96 66H95V70L98 69ZM193 69L194 71L196 70ZM4 69V67L2 68V70ZM6 69V70H5ZM4 71L1 70L0 68V72H3L1 73V75L3 74L4 76H2V81H4V83H6L7 81L3 80V77H5L6 79H9L8 78V75H9V71H7L8 69L5 68ZM75 69V68H74ZM104 69V68H103ZM110 69V68H109ZM197 69V70H198ZM201 69V68H200ZM203 69V68H202ZM206 69V68H205ZM229 69V68H227ZM24 70V69H23ZM28 71V69H26ZM92 71V73L94 72V74L96 73L99 74V71L101 73H103V71H101V69H98L97 71ZM105 70V69H104ZM213 70V69H211ZM215 70V69H214ZM231 70V71H233ZM257 70V69H256ZM22 71V70H21ZM108 71V70H106ZM111 71V70H109ZM108 71V72H109ZM192 71V73L195 74V72ZM33 72V71H32ZM86 72V71H85ZM98 72V73H97ZM105 72V71H104ZM107 72V73H108ZM148 72V71H147ZM144 73V75L147 74ZM152 72V71H150ZM198 72V71H197ZM211 72V71H210ZM230 72V71H229ZM240 72V71H239ZM239 72H236V73H239ZM23 73V72H22ZM31 73V72H30ZM29 73V74H30ZM100 73V74H101ZM106 73V74H107ZM143 73V72H142ZM149 73V72H148ZM201 73L203 74V71H201ZM201 73H197V77L194 75L192 76L193 78L196 77L198 78V76L200 75L201 76ZM247 75H250L248 74V72H246ZM244 73V75L246 74ZM24 74V73H23ZM28 74V73H27ZM91 74V73H90ZM130 74V73H129ZM151 74V73H150ZM199 74V75H198ZM209 74V73H208ZM224 74V73H223ZM261 74V76H262ZM0 75V77H1ZM143 75V76H144ZM149 75V74H148ZM147 75V76H148ZM152 75V74H151ZM226 75V74H225ZM239 76V74H237ZM93 75H89L87 76L88 78ZM101 77H103L102 79L103 80H100L101 78H99L98 80H100L98 82V84L102 83L105 79H106V75H100ZM136 76V75H135ZM146 76V77H147ZM209 76V75H208ZM91 77V78H92ZM95 77V76H94ZM93 77V78H94ZM144 76V78H146ZM73 78V77H72ZM79 78V77H78ZM87 78V79H88ZM92 78V79H93ZM98 78V77H97ZM96 78V79H97ZM109 78V77H108ZM206 78V77H205ZM252 78V77H251ZM91 79V80H92ZM12 80V79H11ZM10 80V82H11ZM84 80V79H83ZM89 80V83H90V78L88 79ZM197 80V79H195ZM142 81V80H141ZM198 81V80H197ZM87 82V81H86ZM93 83H96L95 80L92 81ZM91 82V83H92ZM105 82V81H104ZM103 82V83H104ZM108 82V81H107ZM26 83H29V82H26ZM76 83V82H74ZM91 83L88 84L89 86H91ZM13 84V83H11ZM10 84V85H11ZM30 84V83H29ZM105 84V83H104ZM184 85L185 86L183 87L182 90V93H180V95L182 94L181 96V100H178L176 99L177 97V94L179 93L177 90L176 92H178L176 94V92H174L175 88H181L182 86L181 85ZM3 85V83H2ZM28 85V84H27ZM87 85V84H86ZM95 85V84H94ZM9 86V84L7 85ZM93 86V84H92ZM189 87L191 89H189ZM14 88H15V85H14ZM12 87V89H14ZM21 88V87H19ZM11 89V88H10ZM11 89V90H12ZM17 89V88H16ZM91 89V88H90ZM1 90V89H0ZM24 91H26V89H23ZM29 90V89H28ZM17 91V90H16ZM14 91V92H16ZM20 91V90H18ZM17 91L18 95H19V92ZM10 92V91H9ZM13 92V91H11ZM10 92V93H11ZM21 92V91H20ZM27 92V91H26ZM30 92V95H31V91ZM174 92V93H172ZM225 92V91H224ZM21 93H24V92H21ZM28 93V92H27ZM14 94V93H12ZM137 94V95H136ZM173 94L174 96L170 97V95ZM22 95V94H21ZM29 95V97L31 98V96ZM14 96V95H13ZM16 96V95H15ZM71 96V95H70ZM75 97V95H72ZM130 96H132L130 94ZM179 96V95H178ZM10 97V96H8ZM19 97V96H18ZM27 97H28V94L26 95L25 93L23 94V98H25V100H23L24 102L27 100ZM80 97V96H79ZM194 97V98H195ZM204 97H203V100H204ZM12 98V97H11ZM21 98V97H20ZM71 98V97H70ZM173 98V99H172ZM201 98V97H200ZM220 98V97H219ZM20 99V100H22ZM29 99V98H28ZM33 99V98H32ZM76 99V100H75ZM75 99L72 97V104L70 103V105L73 107V106H77L78 103L80 101H78L77 103V98L75 97ZM197 99V98H196ZM195 99V100H196ZM19 100V101H20ZM31 100V99H29ZM128 100V101H127ZM176 100H178L176 102ZM185 100V101H184ZM194 100V99H193ZM202 100V99H201ZM199 100V101H201ZM14 101V100H13ZM34 101V100H33ZM198 101V100H197ZM218 99L216 98V100L214 101L215 104H218L217 103ZM226 101V99H225ZM18 102V101H17ZM32 102L31 101H27L26 105L24 106L23 104V107L24 108H28V110H25L28 112V116H26V118H22L23 116L19 117L21 120H20V125L22 124V126H24L26 123H30L31 124V121L30 119L33 118L34 116L37 117L39 119V116H37V112H35L34 110V106L36 107L37 104H33V103H30ZM70 102V101H69ZM118 102V103H117ZM180 102V103H181ZM203 103V101H201ZM22 103V102H21ZM35 103V102H34ZM41 103V102H40ZM51 103V102H50ZM195 103V102H194ZM12 104V103H11ZM17 104H20V103H17ZM16 104V105H17ZM80 104V103H79ZM169 104H172L170 107V109L168 108V105ZM200 104V102H199ZM207 104V103H206ZM40 105V104H39ZM42 105H47L48 107V104H41ZM177 105V108H178V111L176 109L175 111V106ZM197 105V104H196ZM205 105V104H203ZM208 105V104H207ZM213 104H211V107ZM43 107L44 110L46 107ZM199 106V105H198ZM210 106V105H209ZM38 107V105H37ZM41 107V108H42ZM53 107H55L53 105ZM51 106H49L48 108H46L47 111L51 112L50 114H52L54 111L53 109L56 110V107L53 108ZM59 107V106H58ZM80 107V106H79ZM194 107V105H193ZM197 107V106H195ZM201 107V106H200ZM40 108V107H39ZM40 108V109H41ZM92 108V109H93ZM98 108V109H96ZM185 108V109H186ZM207 108V107H206ZM210 108V107H208ZM207 108V109H208ZM22 109V108H21ZM36 109V108H35ZM39 109V110H40ZM59 108H57L58 110ZM76 109V108H75ZM79 109V108H77ZM188 109V108H187ZM192 109V108H191ZM199 109V108H198ZM202 109V107H201ZM215 109V108H214ZM24 110V109H23ZM38 110V108H37ZM43 111V109H41ZM190 110V109H189ZM194 110V108L192 109ZM205 110V109H204ZM136 111H140V114L137 115V116H133V113H135ZM202 111V110H201ZM199 112L201 114H203V112ZM209 111V110H208ZM45 112V111H44ZM57 112V111H56ZM55 112V113H56ZM189 112V111H188ZM213 112V110H212ZM42 113L41 111L39 112V114ZM46 114H48L47 112H45ZM184 113V115H183ZM22 114H24L22 112ZM38 114V115H39ZM54 114V113H53ZM197 114V113H196ZM200 114V115H201ZM19 115V114H18ZM49 115V114H48ZM183 115V116H181ZM198 115V114H197ZM53 116V115H52ZM58 116V115H57ZM124 116L122 118H124ZM181 116V117H180ZM204 116V115H203ZM28 117V118H27ZM34 117V118H35ZM55 117H56V114H55ZM125 118V120H122L124 121H127L126 119L128 118ZM198 117V116H197ZM196 117V118H197ZM35 118V119H37ZM206 118V117H205ZM51 119V117H50ZM54 116L52 117V120H49L47 122H44L43 120L40 121V119L38 120V124L36 122L38 126L37 130H38V133L36 136L42 138V142H43V146L46 145V142H48V139H52L50 138L52 136V134L54 135V131L57 129H55V124H54ZM135 119V121L133 120ZM211 119V118H210ZM59 119H57L56 123H58ZM115 120V119H113ZM117 121H112L111 123L113 122H117L119 121V118L116 119ZM129 120V119H128ZM131 120V119H130ZM153 120V121H151ZM34 121V120H32ZM131 121V122H132ZM196 121V120H195ZM34 122V124H35ZM128 122V121H127ZM126 122V124H127ZM99 123V122H98ZM110 123V121L108 122ZM116 123V124H117ZM130 123V122H129ZM133 123V124H134ZM19 124V123H18ZM26 124V126H27ZM33 124V125H34ZM70 124V123H69ZM101 124V122H100ZM115 124V123H113ZM115 124V125H116ZM32 125V124H31ZM54 125V127H53ZM110 125V124H109ZM112 125V124H111ZM57 126V125H56ZM71 126V125H70ZM96 126V125H95ZM93 126V127H95ZM114 126V125H112ZM118 126V125H117ZM124 126V125H123ZM132 126V124H130V127ZM197 126V125H196ZM202 127L206 126V124H204L202 122ZM29 127V126H28ZM153 127H154V130H153ZM185 127L186 128H190L188 127V124H185ZM207 127V126H206ZM26 128V127H25ZM132 129H136V127L134 128L133 126L131 127ZM221 129V128H220ZM32 130V129H31ZM153 130V131H152ZM168 132H169V135L172 134L171 131H169V129H167ZM212 130V129H211ZM210 130V131H211ZM130 131V130H129ZM138 131V129H137ZM136 131V132H137ZM141 131V130H139ZM200 131V130H199ZM209 131V130H208ZM37 132V131H36ZM56 132V131H55ZM96 132V131H95ZM131 132V131H130ZM132 132H135V131H132ZM165 131H160L159 135H163ZM212 132V131H211ZM35 133V132H34ZM58 133V131H57ZM73 133V134H74ZM14 134V133H13ZM93 134V135H92ZM131 135V133H129ZM197 135V134H196ZM216 135V133H215ZM33 136V135H32ZM208 136V135H207ZM9 137V136H8ZM14 137V136H13ZM35 137V135H34ZM33 137V138H34ZM37 137V138H38ZM77 137V136H76ZM95 137V138H94ZM215 136H212L210 135V139L211 138H214ZM218 137V136H217ZM215 137V139H212V140H215V144L213 146H209L207 147V151H211L215 150L214 153L211 154V152H207L208 154H206L203 158H202V163H204L205 167L204 168H207V170H209V167H211L213 165V163H224V162H229V159H231L230 157L231 156H228L227 153L225 155V151H222V152H219V149L221 148L222 144L224 142H226L225 140L223 139H220L218 141V138ZM40 138V139H41ZM79 138V137H78ZM36 139V138H35ZM39 139V140H40ZM80 139V140H81ZM204 139V138H203ZM229 139V138H228ZM155 140L157 141V143L161 144V139H158L157 137L155 138ZM196 140V139H195ZM194 140V141H195ZM6 141V140H5ZM41 141V140H40ZM168 140L166 139L165 142H167ZM193 141V142H194ZM218 141V142H217ZM203 142V141H201ZM41 143V142H40ZM45 143V144H44ZM196 143V142H195ZM205 143V142H204ZM207 143V142H206ZM228 143V142H227ZM1 144V143H0ZM42 145V144H41ZM40 145V146H41ZM56 145V144H55ZM66 145V144H65ZM69 145V144H67ZM66 145V146H67ZM114 145V144H113ZM202 145V144H201ZM42 146V147H43ZM187 146V145H185ZM52 147V146H50ZM60 147V146H59ZM10 148V147H8ZM61 148V147H60ZM59 148V149H60ZM63 148V147H62ZM80 148V147H79ZM82 148V147H81ZM6 149V147H5ZM69 149V148H68ZM72 149V148H71ZM83 149V148H82ZM9 150V149H8ZM45 150V149H44ZM53 150V149H52ZM57 150V149H56ZM218 150V152H217ZM222 150V149H221ZM6 151V150H5ZM59 151V150H58ZM66 151V150H65ZM9 152H11L9 150ZM14 152V150H13ZM57 153V151H55ZM83 152V151H82ZM147 152V151H146ZM68 153V152H67ZM70 153V152H69ZM131 153V152H130ZM129 153V154H130ZM13 154V153H12ZM16 154V153H15ZM64 154V153H63ZM80 154V153H79ZM79 154H78V157H79ZM148 154V153H147ZM54 155V154H53ZM59 155V153H58ZM66 155V154H65ZM71 155V154H70ZM74 156V154H72ZM71 155V156H72ZM77 155V154H76ZM132 155V154H131ZM143 155V154H142ZM63 155H61L62 157ZM82 156V155H81ZM80 156V158H81ZM150 156V155H149ZM11 157V156H10ZM68 157V156H67ZM144 157V156H143ZM154 157V156H153ZM13 158V157H12ZM65 158V157H64ZM63 158V159H64ZM157 158V157H156ZM61 160V159H60ZM166 160V159H165ZM70 161V160H69ZM78 161V160H77ZM150 161V160H149ZM159 161V160H158ZM160 161H163V160H160ZM168 162V161H167ZM81 163V162H80ZM79 163V164H80ZM169 163V162H168ZM230 163V162H229ZM229 163H224L225 165L227 164L228 166ZM84 164V162L82 163ZM89 164V165H90ZM212 164V165H211ZM203 165V166H204ZM211 165V166H210ZM215 166V165H214ZM233 166V165H231ZM86 167V166H85ZM84 167V168H85ZM88 167V168H89ZM213 167V166H212ZM50 168V167H49ZM87 169V168H86ZM89 169V170H90ZM165 169V170H164ZM52 170V169H51ZM88 170V169H87ZM88 170V172H89ZM206 170V169H205ZM53 171V170H52ZM50 171V172H52ZM86 171V170H85ZM91 171V170H90ZM49 172V170H48ZM55 172V171H54ZM53 173V172H52ZM58 173V172H57ZM56 173V174H57ZM206 173V172H205ZM47 175V174H46ZM50 175V173H49ZM49 175H48V178H49ZM183 175V173H181V176ZM207 175V174H206ZM64 176V175H63ZM82 176V175H81ZM45 177V176H44ZM59 178H57V176L55 174H52L50 175V180L49 181H46L48 184L46 185L45 188H47V194H46V197L47 198H50L49 201H52V204L55 203L56 206H60L57 202V198H54V195L53 193L55 191H60L62 186L64 185L63 184V177H62V180H61V176H58ZM183 178L182 181L183 183L185 184L186 180L184 181L183 179L184 178V175L182 176ZM65 178V177H64ZM26 179V178H25ZM24 179V180H25ZM47 179V177L45 178ZM60 179V180H59ZM66 179V178H65ZM168 179V180H167ZM23 180V181H24ZM27 180V179H26ZM170 180V182H169ZM181 181V182H182ZM26 184L27 182L24 181ZM45 182V183H46ZM68 184V182H65ZM183 184V185H184ZM18 185V183H17ZM66 185V184H65ZM182 185V186H183ZM45 186V185H44ZM78 186V185H77ZM98 186V187H99ZM174 186V187H173ZM185 186L188 188V184H185ZM184 186V188H185ZM65 187V186H63ZM79 188L77 189H81L82 187H80V185L78 186ZM204 187V186H203ZM75 188V187H74ZM175 188V189H174ZM186 188V189H187ZM4 188L0 187V207L2 208V210H0V213H3L4 210L8 212V215H12L14 217V219L18 220L19 219V223L20 222H23L25 224V226H23L22 224L23 223H20L23 227L28 228L30 235L33 234V236H31V239L35 238L36 242L39 243V246L41 249L40 253L42 252L41 256H45L46 259H47V263L48 264H67L68 262H70L69 260H66V256L63 254V249L65 248L64 246L67 245V243L63 246L64 248L62 249V244H61V241L59 240V236L61 237V234H66L70 227L71 224H74V222L68 220V218H62L60 214V210L56 211L53 213L54 217H55V224H52L50 222L52 221H48V218H45L47 219V221L45 222L42 221L41 218H39V215L35 214L34 211L31 212L29 208L27 207H24L22 205L17 204V203H14L12 202L8 197H7V194L5 193L6 190H3ZM63 189V188H62ZM76 189V192H77V196L76 197H80L81 192H84V191H77ZM96 189V188H95ZM74 190V189H73ZM83 190V189H81ZM114 190H117L116 192L119 194H115L116 192H114ZM123 190V191H122ZM180 190V189H179ZM62 191V190H61ZM60 191V193H61ZM122 191V192H121ZM178 191V192H177ZM75 192V191H74ZM79 192V193H78ZM93 192V191H92ZM121 192V193H120ZM22 193V192H21ZM20 193V194H21ZM99 193V192H98ZM123 194V193H122ZM126 196V194L124 193L123 196ZM122 196V195H121ZM120 196V198H122ZM124 196V197H125ZM123 197V198H124ZM119 198V197H118ZM119 198V199H120ZM88 200V199H87ZM99 200V199H98ZM116 200V199H115ZM14 201V200H13ZM47 201V200H46ZM93 201V200H92ZM104 201V202H105ZM118 201V200H117ZM116 201V202H117ZM89 202V201H88ZM115 202V201H114ZM92 203V202H91ZM104 204V206H105ZM115 203H113L114 205ZM118 204V203H117ZM120 204V203H119ZM118 204V205H119ZM19 205V206H18ZM95 205V203L93 204ZM101 205V204H100ZM75 206V205H74ZM72 207V206H71ZM115 208V206H113ZM31 208V207H30ZM61 208V206L59 207ZM93 208V207H92ZM95 208V207H94ZM93 208V209H94ZM101 208V207H100ZM114 208H112L114 211ZM55 209V208H54ZM73 209V207H72ZM29 210V211H28ZM33 210H35L33 208ZM51 210V209H50ZM55 211V210H54ZM6 212V213H7ZM30 212V213H29ZM36 212V211H35ZM72 212V211H71ZM70 212V213H71ZM93 212V213H94ZM98 212V213H99ZM33 213V214H32ZM67 213V212H66ZM73 213V212H72ZM116 213V212H115ZM110 214V213H108ZM118 214V213H117ZM116 214V215H117ZM121 214V213H120ZM10 215V216H11ZM67 215V214H66ZM11 216V218H12ZM63 216V215H62ZM69 216V215H68ZM76 216V215H75ZM53 217V216H52ZM51 217V218H52ZM65 217V215H64ZM75 218V217H74ZM123 218V217H122ZM21 220V221H20ZM50 220V219H49ZM73 220V219H72ZM76 220V219H75ZM96 220V221H97ZM53 221V222H54ZM119 221H123L122 220H119ZM125 221V220H124ZM76 222H78L76 220ZM80 223V222H79ZM84 223V224H85ZM87 223H89V225H87ZM91 223V224H92ZM82 224V225H84ZM77 226H78V223H77ZM81 226V225H80ZM85 226V225H84ZM76 228V226H75ZM80 228V227H78ZM28 232V231H27ZM149 235V236H148ZM65 236V235H64ZM69 236V235H68ZM174 236V237H173ZM33 237V238H32ZM173 237V238H171ZM65 238V237H64ZM34 241V239H33ZM119 241V242H120ZM35 242V244H36ZM120 242V243H121ZM122 244V245H124ZM120 245V244H119ZM27 246V245H26ZM37 246V245H36ZM127 246H124V247H127ZM99 247V246H98ZM101 247V246H100ZM123 247H121L122 249ZM128 249V248H127ZM126 249V250H127ZM131 249V248H130ZM128 249V250H130ZM133 249V250H134ZM27 250V249H26ZM120 250V249H119ZM102 251V250H101ZM35 252V251H33ZM37 252H39V250H37ZM129 252V251H127ZM145 252V253H147ZM39 253V254H40ZM144 253V252H143ZM100 254V253H99ZM157 255V254H156ZM74 256V255H73ZM74 256V257H75ZM163 256V257H162ZM24 257V256H23ZM72 257V256H71ZM45 259V258H44ZM75 259V258H74ZM164 259V260H163ZM186 260V259H185ZM189 260V259H188ZM187 260V261H188ZM191 260V259H190ZM1 261L3 262V260H1L0 258V264H1ZM68 261V262H67ZM164 262V263H166ZM191 262V261H189ZM186 263V262H185ZM193 264H195L194 260L192 261ZM4 264V263H3Z\"/></svg>", "mask_w": 264, "mask_h": 264}]
</instances>
